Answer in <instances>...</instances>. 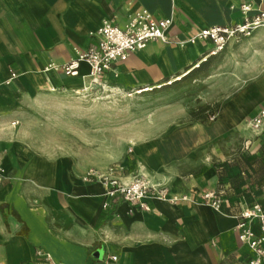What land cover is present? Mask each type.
Wrapping results in <instances>:
<instances>
[{"label": "crops", "instance_id": "1", "mask_svg": "<svg viewBox=\"0 0 264 264\" xmlns=\"http://www.w3.org/2000/svg\"><path fill=\"white\" fill-rule=\"evenodd\" d=\"M245 2L264 7V0H0V264H246L251 251L237 240L234 213L264 200V171L257 181L236 185L244 170L224 154L237 137L251 138L247 121L264 106V27L234 38L262 52L260 63L247 61L245 68L252 69L242 83L237 47L212 55L209 40L185 42L201 28L240 21ZM143 8L155 18H171L168 42H149L96 82L86 62L75 76L45 70L94 43L90 33L103 19L122 27ZM222 68H229L226 81ZM205 77L204 87L188 81V97L156 103L119 149L99 157L78 156L73 144L51 149L34 139L31 123L54 99L83 91L168 93L175 81ZM204 105L216 106L211 122L191 116ZM113 164L122 167L124 181L141 173L164 185L168 196L191 199L147 195L142 208L109 197L98 181L82 180L86 170ZM209 190L221 195L220 209L194 201Z\"/></svg>", "mask_w": 264, "mask_h": 264}, {"label": "built area", "instance_id": "2", "mask_svg": "<svg viewBox=\"0 0 264 264\" xmlns=\"http://www.w3.org/2000/svg\"><path fill=\"white\" fill-rule=\"evenodd\" d=\"M241 20L231 25H214L201 28L190 35L185 42L197 40H209L212 43L210 54L214 55L223 50L227 42L234 38L249 37L260 27H264V7L254 8L251 3H241L239 6ZM171 18H155L146 9H139L129 15L126 23L120 27L112 19L105 18L91 36L95 42L85 49L74 48V56L61 65L47 64L45 70H61L65 75L78 74L81 62L89 66V77L96 82L98 77L112 68L116 61L126 60L130 54L142 50L154 40L168 42V28ZM182 44L184 41H177ZM13 75V74H12ZM208 120L213 121L215 114H209ZM249 126L258 130L264 126V107L250 118ZM122 167L119 164L108 166L104 171L90 168L82 175L86 182L98 181L103 184L109 197H118L119 200L147 208L144 198L147 195H155L158 198L176 202L191 199L187 195L168 196L167 188L160 183H152L150 179L141 173H135L129 180L121 178ZM3 171L0 168V180ZM195 202L205 203L213 208L220 209L222 197L219 192L209 190L198 196ZM237 222L235 225L237 240L245 243L251 251L246 264H261L264 260V200L252 201L240 207L234 213ZM45 261L49 260L47 254L37 251ZM115 259V256H111Z\"/></svg>", "mask_w": 264, "mask_h": 264}, {"label": "rangeland", "instance_id": "3", "mask_svg": "<svg viewBox=\"0 0 264 264\" xmlns=\"http://www.w3.org/2000/svg\"><path fill=\"white\" fill-rule=\"evenodd\" d=\"M242 39H231L223 48L224 50L229 45L240 50L239 55L242 57L239 58V62L244 68L236 69L238 82L241 83L245 80V72L252 69L245 68L247 61L249 60V64L253 58L256 64L262 59L261 47L242 43ZM249 49H252V53L245 55ZM220 75L223 81L228 80L225 76H229V68H222ZM188 81L199 83L202 87L207 86L206 77L194 81L183 78L175 81L172 85L174 87L168 93L166 89L154 91L153 94H147L151 91H145L132 95L123 90L118 92L106 90L97 94L83 91L62 99V102L54 99L38 114L39 119L31 123L32 130L36 134L34 139L38 144L46 145L51 149L53 147L64 149L73 144L78 149V156L99 157L102 154L101 151L119 149L123 145L125 135L135 126L145 123L151 113V107L156 103L169 100L171 102L172 97L174 100H181L183 95L188 97L192 91ZM262 133H264V126L254 130L251 138L237 137L234 149L231 150L228 146L225 150V159L233 157L232 163L244 170V174L235 180L236 185L240 182L257 181L264 171V140L260 139ZM249 139L250 142H248ZM253 139H259L260 147L250 153Z\"/></svg>", "mask_w": 264, "mask_h": 264}, {"label": "trees", "instance_id": "4", "mask_svg": "<svg viewBox=\"0 0 264 264\" xmlns=\"http://www.w3.org/2000/svg\"><path fill=\"white\" fill-rule=\"evenodd\" d=\"M204 63V62H203ZM203 63H201L199 66H201ZM193 71V70H192ZM190 71L189 73H191ZM216 106H209V105H204L198 107L196 110H191V116L194 119H200L201 121H207V117L209 114H214L215 113Z\"/></svg>", "mask_w": 264, "mask_h": 264}, {"label": "bare ground", "instance_id": "5", "mask_svg": "<svg viewBox=\"0 0 264 264\" xmlns=\"http://www.w3.org/2000/svg\"><path fill=\"white\" fill-rule=\"evenodd\" d=\"M148 89H150V88H143V89H141V90H137V89H136V90H137L136 93H140V92H142V91H146V90H148Z\"/></svg>", "mask_w": 264, "mask_h": 264}]
</instances>
